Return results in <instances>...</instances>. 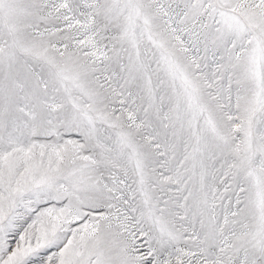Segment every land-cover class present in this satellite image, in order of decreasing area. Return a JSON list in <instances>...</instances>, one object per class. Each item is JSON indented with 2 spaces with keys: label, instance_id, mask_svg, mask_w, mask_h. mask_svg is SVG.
I'll list each match as a JSON object with an SVG mask.
<instances>
[{
  "label": "snow or ice",
  "instance_id": "snow-or-ice-1",
  "mask_svg": "<svg viewBox=\"0 0 264 264\" xmlns=\"http://www.w3.org/2000/svg\"><path fill=\"white\" fill-rule=\"evenodd\" d=\"M0 264H264V0H0Z\"/></svg>",
  "mask_w": 264,
  "mask_h": 264
}]
</instances>
